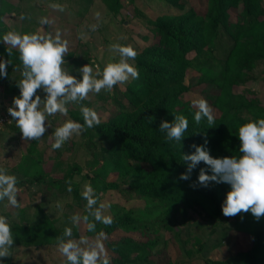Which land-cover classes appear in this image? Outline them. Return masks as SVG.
I'll list each match as a JSON object with an SVG mask.
<instances>
[{"label": "trees", "instance_id": "obj_1", "mask_svg": "<svg viewBox=\"0 0 264 264\" xmlns=\"http://www.w3.org/2000/svg\"><path fill=\"white\" fill-rule=\"evenodd\" d=\"M160 1L172 11L146 22L154 40L137 51L132 64L138 69V77H130L124 85H114L109 97L113 101L112 112L106 119H100L99 124L84 128L85 144L92 154L88 161L92 170L83 179L94 188L98 203L110 189L127 198L165 203L171 215L149 220L134 214L132 208L126 209L112 217L110 224L97 222L93 230L87 226L82 233L84 220L79 222L80 214L72 213L71 222L78 228L67 226L70 235H64L66 227L54 225L42 234H16V237L37 245L101 236L104 253L98 260L105 256L109 264H149L155 255L159 259L167 257L161 234L172 228V215L200 205L213 215L225 217L226 229L230 226L225 223L229 222L252 236L251 246L238 251L237 264H264V216L257 220L247 212L222 215L221 204L229 185L221 181L202 186L197 177L205 167L203 161L197 162L188 179H176L187 171V164L180 159L182 152L195 151L192 145H203L213 156H239L238 127L249 120L264 118L263 97L254 91L237 92L232 88L256 80L255 68L264 63V0H206L205 10H198L189 0ZM120 6L121 1L115 0V9ZM224 35L233 43L221 60L218 43ZM0 51L5 60H16L26 70L19 59V49L0 40ZM216 64L218 73L211 74ZM189 69L201 73L198 80L185 85L186 78L192 79L187 75ZM262 74L264 77V71ZM194 87H200L213 105L212 126L204 119L200 123L193 121L196 107L181 98ZM69 113L74 121L83 123L77 111L71 109ZM174 114L184 115L189 122L182 142L167 141L158 130L160 121H171ZM118 169L122 176L119 179L114 175ZM80 170L74 166L64 178L72 182L67 187L71 185L73 203L93 213L97 206L86 207L79 184L73 182ZM56 183L48 185L52 189ZM207 261L231 264L220 258Z\"/></svg>", "mask_w": 264, "mask_h": 264}, {"label": "rangeland", "instance_id": "obj_2", "mask_svg": "<svg viewBox=\"0 0 264 264\" xmlns=\"http://www.w3.org/2000/svg\"><path fill=\"white\" fill-rule=\"evenodd\" d=\"M120 1L121 6L116 10L115 0H0V37L10 31L21 34L36 32L46 37H54L59 32L61 42L66 46V51L62 54V69L79 80L83 66L88 65L93 73H97L107 63L119 60L118 49L111 48L114 43L130 45L136 51L143 49L154 40L146 22L172 11V8H166L160 0ZM189 2L198 10L206 9V0ZM0 40L19 49L18 46ZM232 43L226 35L219 39L221 60ZM0 60L6 64V74L0 77L1 114L8 106H13L12 100L19 94L18 81L22 78L23 70L18 61L5 60V54L1 51ZM129 61L133 63L134 59ZM213 67L211 74L218 73V65ZM263 71L264 63H259L255 68L257 79L234 85L233 90L254 91L264 98ZM200 73L189 69L187 75L192 76V79L186 78L185 85L198 80ZM193 74L197 75L193 77ZM128 80L117 85H124ZM113 88L114 86L111 89L102 88L99 92L90 91L79 101L68 100L65 94L67 113L57 112L46 116L45 133L39 139H23L14 119L11 123L0 124V168L17 177L18 189V206L8 203L7 198L0 201V215L7 219L13 235L10 255L3 258V264H70L59 250L62 243L73 240L81 250H88L101 242V236H93L86 240L79 237L30 245L18 240L16 236L26 233L42 234L50 231L54 225L78 228L71 222L69 215L72 213L80 214L79 222L84 220L80 229L82 233L90 223L99 222L94 219L92 212L79 209L73 203L72 194L67 187L72 182L64 178L68 170L78 166L81 170L75 175L73 182L79 184L81 191L86 184L90 185L89 181L83 179L84 174L92 170L88 164L92 154L85 144L87 129H83L78 135L73 134L59 148L53 149L51 145L55 139V129L66 120H73L69 113L71 109L82 116L81 106H88L97 112L99 119H106L112 112L113 101L109 97L113 94ZM35 94H39L42 101L47 96L43 88H38ZM201 97L207 100L213 110L210 99L200 87H194L181 95L184 101L190 103ZM115 171L114 175L118 179L122 178L119 169ZM54 182L57 183L51 189L48 184ZM100 202L105 205L103 214L111 218L131 208L134 209V214L149 220H158V216L168 218L171 215L167 212L168 205L165 203L158 204L138 197L127 198L116 190L109 189L103 193ZM147 207L151 208L148 210ZM172 216V228L161 234L167 257L159 259L155 255L149 264H210L207 261L210 258L226 259L231 264H237L238 251L245 250L252 244L249 233L235 229L229 222L225 223L230 226L226 229L225 217L213 215L200 205L185 211L178 210Z\"/></svg>", "mask_w": 264, "mask_h": 264}, {"label": "clouds", "instance_id": "obj_3", "mask_svg": "<svg viewBox=\"0 0 264 264\" xmlns=\"http://www.w3.org/2000/svg\"><path fill=\"white\" fill-rule=\"evenodd\" d=\"M0 39L12 46H18L19 59L26 69L18 81L19 94L13 97V106L8 108L21 137L26 140L39 139L45 133L46 116L57 112L67 113L65 94L68 100L79 101L90 91L111 89L129 77L134 79L139 75L137 67L129 62L137 55V51L130 45L112 44L111 48L118 49L119 60L107 63L102 71L97 73H93V69L85 65L81 68L82 77L77 80L62 69V54L66 51V46L61 42L59 32L54 37H46L36 32L21 34L10 31ZM8 51L11 54V49ZM5 68V61L0 60V77L6 74ZM38 88H43L47 93L43 101L39 94H35ZM191 103L196 107L193 121L200 123L204 119L212 126L215 115L207 100L201 97L193 99ZM80 111L83 123L69 119L55 129V139L51 145L53 149L61 147L73 134L78 135L85 126L91 128L100 123L97 112L92 108L81 106ZM188 124V119L184 115L174 114L171 121L161 120L158 130L164 134L165 140L182 142ZM237 137L239 156H213L203 145H192L195 151L182 152L180 159L187 164V171L181 172L176 179H188L192 168L197 162L203 161L205 167L200 169L197 177L202 186L207 187L210 182L221 181L229 185L221 204L222 215L235 216L237 213L247 212L259 220L264 216V118L241 124L237 130ZM68 190L71 191V185ZM17 191V177L0 168V201L7 198L8 203L18 206ZM81 195L86 198V207L97 206L92 213L96 221L103 224L112 222L111 216L103 214L105 205L98 203L91 185L86 184ZM94 227V224L88 225L89 230H93ZM70 234L71 229L66 227L64 235ZM84 239L81 237V240ZM12 244L10 225L5 216L0 215V264H3L5 256L10 255ZM59 250L70 264H109L105 256L98 260V255L104 252L103 245L99 242L88 250H81L75 241L68 240L60 245Z\"/></svg>", "mask_w": 264, "mask_h": 264}, {"label": "built area", "instance_id": "obj_4", "mask_svg": "<svg viewBox=\"0 0 264 264\" xmlns=\"http://www.w3.org/2000/svg\"><path fill=\"white\" fill-rule=\"evenodd\" d=\"M9 107H11V106H8L7 109L5 110V112L0 114V124L11 123L13 121V118H11V116L8 112Z\"/></svg>", "mask_w": 264, "mask_h": 264}]
</instances>
